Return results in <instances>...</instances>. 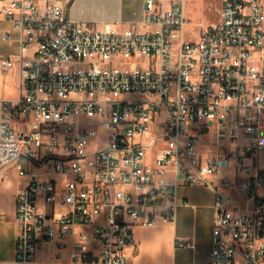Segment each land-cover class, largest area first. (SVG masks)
I'll return each instance as SVG.
<instances>
[{
  "label": "built area",
  "instance_id": "1",
  "mask_svg": "<svg viewBox=\"0 0 264 264\" xmlns=\"http://www.w3.org/2000/svg\"><path fill=\"white\" fill-rule=\"evenodd\" d=\"M71 1L0 0L21 33L1 62L20 81L0 98V185L10 166L28 178L16 258L0 264H37L47 243L133 264L135 225L175 222L179 178L215 191L212 264H264V0H223L190 42L187 0H144L124 30L67 19Z\"/></svg>",
  "mask_w": 264,
  "mask_h": 264
},
{
  "label": "crops",
  "instance_id": "2",
  "mask_svg": "<svg viewBox=\"0 0 264 264\" xmlns=\"http://www.w3.org/2000/svg\"><path fill=\"white\" fill-rule=\"evenodd\" d=\"M48 0H39L44 7ZM144 0H72L65 8V17L74 21H86L99 29L112 26L124 30L134 23L139 24L144 17ZM223 0H221V9ZM0 2V42L9 48L7 56H0V95L6 99H16L19 95L20 67L15 63L8 71L1 69V62L20 53L21 33L14 23L2 12ZM221 12V10H220ZM145 28V27H143ZM3 55V54H1ZM264 153L262 154V156ZM263 157H261L262 160ZM264 166V163L262 164ZM15 168V167H14ZM16 170V169H15ZM41 171V170H39ZM222 171V172H221ZM213 178L215 185L223 189L221 178L233 177L228 170H221ZM17 172V171H16ZM18 174V172H17ZM21 181L14 192L15 203L12 215L0 209V261H12L16 258V240L18 223L16 220V196L26 182V176H20ZM7 173H5V179ZM4 179V181H5ZM3 181V182H4ZM2 182V183H3ZM178 209L175 222H159L156 225H135L134 234L137 247H128V259L133 264H212L213 229L216 210L214 206L215 191L204 184L189 186L178 179ZM1 183V184H2ZM235 195V191H225ZM194 240L196 247H179V240ZM37 264H79L72 260L70 250L59 251L55 244L43 245L36 255ZM237 264H242L241 259Z\"/></svg>",
  "mask_w": 264,
  "mask_h": 264
},
{
  "label": "rangeland",
  "instance_id": "3",
  "mask_svg": "<svg viewBox=\"0 0 264 264\" xmlns=\"http://www.w3.org/2000/svg\"><path fill=\"white\" fill-rule=\"evenodd\" d=\"M220 10L221 0H187L188 21L184 27L185 40L189 42L197 40L200 35V31L205 26L214 24L220 20ZM8 51L9 48L0 42V56H7ZM2 97L3 96L1 94L0 98ZM262 157L261 163L263 164L264 155ZM5 173H7V177L0 185V209L6 210L9 217L12 215L15 203V196L13 194L21 179L14 166L8 167L5 170ZM235 195H238V193H235ZM239 199L242 209H246V200L244 196L239 195ZM0 217L4 218L7 216Z\"/></svg>",
  "mask_w": 264,
  "mask_h": 264
}]
</instances>
